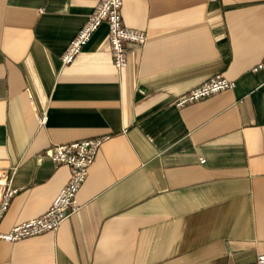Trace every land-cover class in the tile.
<instances>
[{"label": "crops", "instance_id": "1", "mask_svg": "<svg viewBox=\"0 0 264 264\" xmlns=\"http://www.w3.org/2000/svg\"><path fill=\"white\" fill-rule=\"evenodd\" d=\"M98 2L0 0V178L15 189L0 231L44 213L68 181L48 147L103 139L78 209L54 231L0 241V264L253 262L264 253V0H122L145 43L117 69L104 22L64 65ZM216 75L233 88L176 105Z\"/></svg>", "mask_w": 264, "mask_h": 264}, {"label": "built area", "instance_id": "2", "mask_svg": "<svg viewBox=\"0 0 264 264\" xmlns=\"http://www.w3.org/2000/svg\"><path fill=\"white\" fill-rule=\"evenodd\" d=\"M122 0H99L87 21L69 41L61 55L64 65L72 63L93 33L102 24L108 26L107 42L111 49L112 64L117 69L123 67L128 59L129 44L143 45L147 39L144 31L127 27L122 22ZM261 64L253 68L260 69ZM234 81L216 75L201 85L191 88L181 95L177 106L204 99L219 91L231 89ZM43 117L42 120H44ZM102 138L83 139L48 147L44 154L57 166L65 164L70 168V176L66 184L59 190L48 209L33 218L19 222L7 231H0V241L15 242L24 238L34 237L48 231L56 230L62 221L78 209L77 193L84 183ZM0 178V221L6 212L10 198L15 189H3ZM237 264H264V253L259 254L253 262Z\"/></svg>", "mask_w": 264, "mask_h": 264}]
</instances>
